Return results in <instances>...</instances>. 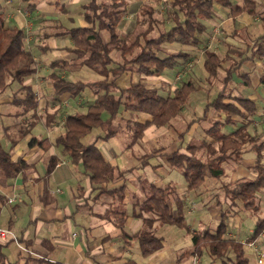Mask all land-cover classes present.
<instances>
[{
    "label": "crops",
    "instance_id": "obj_1",
    "mask_svg": "<svg viewBox=\"0 0 264 264\" xmlns=\"http://www.w3.org/2000/svg\"><path fill=\"white\" fill-rule=\"evenodd\" d=\"M88 1L36 0L34 6H28L26 0H0L5 25L17 26L23 30L24 47L32 52L35 59L36 71L33 75L25 77L24 83L30 84L37 94V112L40 117L29 132L21 137L16 136L17 141L11 145L10 139L4 133V126L8 128L9 133L17 134V131H14L15 126L12 124L19 121V116L14 115L15 111L11 110L13 106L11 101L15 94L13 91H17L19 84L16 83L12 90L0 92V142L9 152L11 159L21 157L30 164L25 170L0 182V226L9 230L7 239L13 238L2 248V251L6 254L8 261L18 260L19 264H22L23 257L27 253L45 256L49 260L62 264H221L219 259H212L207 249H203L199 256L192 255L190 253L192 249L190 233L205 229L214 230L220 217L221 208L226 210L230 203V199L224 195V189L223 193H219L215 187L220 188L222 186L223 188L225 184L238 177H253L254 172L251 166L255 159L254 152L249 149V144L246 147L245 144L240 161L229 167L231 172L228 173L227 161L223 162V173L219 177L207 176L198 188L190 190L187 189L184 177V180H180L178 177L170 176L171 166L165 157V153L168 154L176 150L186 152L185 145L188 142L196 143L200 140H209V136L204 132V129L209 125L208 119L223 118L224 114L211 108L206 117L201 118V115L206 102L212 100L218 90L209 100L200 93L199 87L189 94L191 97L192 93L196 92L197 95L193 99L200 106L202 112L197 117L186 119V121H182V118L180 120L179 117L181 116H176L177 114L176 117H172L170 121L175 123L177 121L185 122L183 129L175 126L179 128H174L176 134L166 131L164 129L166 125L151 123L143 129L140 138L129 144L130 133L126 125L123 129L119 127L118 121L123 120L125 122L126 118L131 117L139 122H144L150 120L151 115L141 111L131 113L120 107L119 116L121 118L118 116L113 120L117 127L116 133L103 139L101 137L102 130L96 127L82 136L81 141L83 143L94 142L112 165L125 170L121 179L108 183H91L82 164L72 162L70 156L63 152L61 145H50L47 149H43L38 145L29 146L27 144L28 139L33 135L39 138L47 137L53 142L54 138L64 131L63 122L66 115L73 111L85 113L87 106L95 98V94L89 87L75 96L70 95L67 91L55 95L51 82L45 83L41 80L43 74H46L51 81L48 76L51 72H56L58 75L71 80L77 74V65L79 71L83 66H86L80 63V59L76 58L75 52L72 50L73 41L70 35L63 34V31L67 28L86 24L82 13V4ZM127 1L147 3L155 7L151 1ZM233 2L240 4L241 1L233 0ZM214 9V15L211 18L202 20L206 26L202 34L205 35L204 37H210L209 32L215 29L214 35L220 37L218 42L224 46V49L210 47V45H205L204 41L200 54L198 53L195 57L189 54L188 59L190 61L185 62V64L197 60V64L199 63L198 65L205 73L206 79L208 74L203 68L204 54L202 49L214 50L219 57L228 52L229 58L222 63V67L218 68V71L222 69V75H219L220 82V78L226 72L224 67L231 61L248 56L251 50L250 45L257 36L264 32L261 19L264 14V0H256L254 14L242 12L233 16L229 9L220 5L215 6ZM125 18L129 19L126 15ZM257 19L261 20V33H256L258 32L255 29ZM132 21L127 20V22ZM103 31L105 30L100 31L101 36L107 40L108 36L106 38L102 33ZM199 39H201L200 36ZM51 51L58 54L53 59L45 60L38 56ZM114 52L116 53L115 58L112 57L119 61L120 53L113 51L112 55ZM184 52L189 53L190 51L185 50ZM237 53L241 55L238 56ZM55 59L65 60L66 63L51 67L50 62ZM180 60L176 66L167 68L158 75H144L136 72V79H140L147 86L157 87L163 95L172 94L173 89L179 85L174 81L179 78L176 76L178 75L177 66ZM239 70L249 73L251 84H243L242 80L233 74V81L231 79L229 84L230 93L233 96L247 97L256 103L257 110L249 116V124L258 125L263 121L261 120V108H264V83L260 81V76L264 73V58L245 59L242 61ZM124 74L125 72L122 75ZM34 75L42 76L36 79L30 78ZM122 75L116 82L120 86H127L132 80L124 82ZM235 79L238 81L237 83H234ZM166 84L171 88L170 93L161 91V87L166 86ZM242 85L246 90L244 93L241 91ZM220 86L221 82L219 88ZM225 101H230V99H225ZM182 108L183 106L179 111L180 113ZM46 112L51 114L54 112L52 125H46ZM107 115L106 112L102 113L103 118ZM20 117L21 121L25 122V116ZM191 120L193 122L188 125ZM242 121V119L237 118L235 123L224 124L221 130L224 133H230L237 129ZM185 128H187L186 131H183ZM247 129L250 132H264V128L252 130L251 127L247 126ZM199 130L202 132L200 136L198 135ZM167 138L169 142H165ZM147 144L150 145V148H147ZM158 148L162 152L150 157L148 163L142 165L140 156L151 149ZM50 155H56L58 161L50 174L45 176ZM144 179H146L147 188H144ZM122 182L124 189L123 197L120 200L105 192L106 188L117 186ZM168 183L174 184L175 192L182 197L185 204L184 227L160 223L156 220L153 223V228L155 234L161 237L162 245L149 255L144 256L139 250L138 243L134 240L125 241L121 231L127 234L134 233L141 226L142 217L149 216L146 212H143L142 216L135 215L138 211L135 202L144 197L148 185L165 186ZM256 196L260 204V211L258 212L260 215L257 214V217L263 218L264 189L257 191ZM8 198H12V201H8ZM173 203L174 201L171 200L169 204L175 211ZM226 203L228 204L226 205ZM232 207L234 208L233 213H235L236 206L233 205ZM107 209H117L125 213V220L121 227L104 215ZM237 214L239 213L236 212ZM252 214L249 216L252 224L245 233H242L243 230L241 232L242 216H237V220L230 224L232 219L228 215L225 236L243 242L244 253L249 264H264V233L255 239L262 252L260 263L257 262L258 255L247 244L257 219V217L254 219ZM236 215L234 216L236 217ZM9 219L12 220L10 225ZM210 226L213 229H210ZM186 228L190 233L186 232ZM0 242L4 241L0 240ZM12 246L15 247V252L13 259H10L8 250ZM246 247L251 251V258L246 252Z\"/></svg>",
    "mask_w": 264,
    "mask_h": 264
},
{
    "label": "trees",
    "instance_id": "obj_2",
    "mask_svg": "<svg viewBox=\"0 0 264 264\" xmlns=\"http://www.w3.org/2000/svg\"><path fill=\"white\" fill-rule=\"evenodd\" d=\"M28 6H34L36 0H26ZM167 4L166 18L172 22L168 27L161 26L163 21L155 16V7L141 2H128L127 0H89L82 4L85 25L67 28L63 34H69L74 47L76 58L80 63L93 69L101 78L93 81L68 80L56 72L48 76L51 79L53 93L58 95L69 92L75 96L86 87L91 88L95 98L90 103L86 112L73 111L66 115L63 126L64 131L58 134L51 142L47 137L39 138L31 136L27 144L38 145L47 149L50 145H61L63 152L70 156L74 163H81L91 183L101 184L111 182L123 177L124 169L112 165L101 153L94 142L83 143L81 137L93 128L99 127L106 139L117 131L113 120L119 116V108L122 107L131 113L146 112L151 119L139 122L133 118H126L125 125L130 133L129 144L135 142L143 134V129L148 124L169 125L174 117L188 100L189 94L198 88L188 79L181 82L173 89L172 94L163 95L157 87L147 86L140 79L132 80L127 86H120L116 81L126 71L133 69L138 74L158 75L167 68H173L178 60L187 58L188 54L182 50L168 52L163 56L158 54L163 51L164 43H179L184 46L198 45L199 36L205 31L203 19H209L214 15L215 5L229 9L233 16L242 12L254 14L256 0H240L235 4L233 0H164ZM134 13L135 19L127 22L125 15ZM143 17L144 28L134 31L135 23ZM264 30V14L261 16ZM124 30L121 35L120 30ZM108 33L104 40L100 31ZM24 32L17 26H6L4 14L0 3V92L10 81H17L19 87L13 95L11 104L16 108L14 115L25 116V122L17 129V134L8 132L4 126V133L13 145L17 138L29 132L39 120L37 112L38 97L32 86L24 83V78L35 73L36 62L32 52L24 47ZM248 56L231 61L224 67L225 75L220 78L221 86L215 97L206 102L201 118L207 116V112L213 108L223 112V118L208 119L209 125L204 132L209 140H200L196 143L188 142L185 145L186 152L173 151L165 157L171 167L179 170L183 175L187 189L198 188L207 176L219 177L223 173L222 163L232 159L238 163L242 156L243 146L249 144V149L255 154L254 163L251 166L253 177H238L223 186L224 195L230 199V203L240 202L241 207L253 214H258L260 204L257 199V191L264 189V132H250L247 129L249 116L257 110L256 103L241 95H231L230 81L236 74L245 85H250L248 72L240 71L243 60L253 57L264 58V32L257 36L250 45ZM118 51L121 61L111 66L114 58L111 53ZM204 54L203 68L207 72L206 80L216 77L218 68L229 58L228 52L222 57L214 50L202 49ZM240 56V53H237ZM65 60L55 59L50 62L54 67ZM9 78V80H7ZM264 83V73L260 76ZM117 92V93H115ZM21 93V94H19ZM230 99V101H225ZM108 115L102 117V113ZM46 125H52L54 112H46ZM120 117V116H119ZM121 118V117H120ZM237 118L244 120L242 124L230 133H224L221 129L226 123H235ZM191 120L190 123H192ZM185 128L183 131H186ZM13 135V136H12ZM162 151L160 148L151 149L142 156V165L148 163V159ZM58 161L56 155H50L45 176H48ZM30 164L21 157L11 159L9 152L0 142V182L5 178L14 176L25 170ZM45 189V186H44ZM124 183L105 189L107 194L121 199L123 197ZM174 201L175 211L169 204ZM137 212L142 216L143 212L149 214L142 217L141 226L132 234L121 231L125 241H136L142 255L146 256L161 247V237L156 235L153 223L173 224L184 227L185 204L175 192V186L168 183L165 186L148 185L143 198L135 202ZM104 215L114 224L122 226L125 220L123 211L107 209ZM228 213L221 208L220 217L213 231H204L191 234L192 255H200L203 249H207L212 259H219L221 264H249L244 253L243 242L239 239L225 236L227 230ZM12 220L9 219V225ZM264 219L257 217L249 240H255L262 230ZM8 225V226H9ZM13 238L0 242V264H19L18 260L8 261L2 248ZM248 240V241H249ZM230 255V256H229ZM22 264H62L52 261L45 256L27 253L23 257Z\"/></svg>",
    "mask_w": 264,
    "mask_h": 264
},
{
    "label": "rangeland",
    "instance_id": "obj_3",
    "mask_svg": "<svg viewBox=\"0 0 264 264\" xmlns=\"http://www.w3.org/2000/svg\"><path fill=\"white\" fill-rule=\"evenodd\" d=\"M145 1H151V3L155 6V10H156L155 11V16L163 21V24L161 26L166 28V27H168V26H170L172 24V22L166 18L167 4L165 3V1H163V0H145ZM215 6H219V5H215ZM126 16H127V18H129L127 20H134L135 19L134 18V14L128 13V14H126ZM140 18H141L140 22L139 23H135L136 25L134 26V31L141 30L145 26V23L143 21V17H140ZM255 29L258 31L256 33H261L262 32L261 20L257 21V25H256ZM120 32H121V35L124 34L123 29H121ZM102 33L107 38V36H108L107 31H103ZM214 34H215V29H212L209 32L210 37H207V36L204 37L205 35L201 34L200 35V37H201L200 40L201 41H200V43L198 45H195V46H192V45L184 46V45H181V44L175 43V42L174 43H164L163 44V51H159L158 54L160 56H163V55H165L168 52H176L178 50H182V51L189 50L190 52L187 53L188 56H189V54H192L195 57V55H197L198 53L200 54L201 47L204 44V41H205V45H210V47H213V48L214 47H219L220 49H224V46L221 43L218 42L220 37H218V35H214ZM115 54H116L115 52L113 53V55L111 53V55L114 58H115ZM57 55L58 54L56 52L51 51V52H48V53H45V54H40L38 56H40L41 59L49 60V59L55 58ZM119 61H121V57H120ZM119 61L114 59V62L111 64V66H115L116 62L118 63ZM187 61H190V59H188V57L187 58H181V60L179 61V64L177 66V73L179 74V78L176 81H174V82H177V84H180L181 82H183V81H185L187 79H191L199 87L198 89H200V93L204 97H206L207 100H209L210 98H212V96H214L216 91L219 89V85H220L219 75L220 76L222 75L221 74L222 73V69H219L216 77H210L209 80H206L205 79V75H204L205 73L201 69L200 65H198L199 63L197 64L198 61L196 60V61H193L190 64H185V62H187ZM41 70H43V69H41ZM40 76H42V75H34V76H31L30 78L36 79V78H40ZM122 77L124 78V82L131 81L133 79H136V72L133 69L128 70V72H125V74L122 75ZM97 78H101V76L97 72H95L94 70H92V69H90V68H88L86 66H83L81 71H79V67L77 65V74H75V76H73L71 78V80L88 81V80H94V79H97ZM7 80H9V78ZM41 80H43V82H45V83H50L51 82L47 78L46 74H43V78L41 77ZM41 80H39V82H42ZM232 81H233V79H232ZM34 82H36V81H34ZM235 82L237 83L238 81L235 79L234 83ZM16 83H18V82L9 80V83L7 84V86L1 92L4 93L5 91L7 92L9 90L14 89ZM244 89H245V87L242 85L241 86L242 93H244L246 91ZM161 91L163 93H170L171 92V88L168 86V84H166V86L164 85V86L161 87ZM249 91H251V89H249ZM16 92L17 91L14 90L13 94L16 93ZM19 94H21V93H19ZM195 95H197V94L194 91L192 93L191 97H189L188 100L183 104V108L181 110L182 112L181 113L180 112L177 113L176 116H178V115L181 116V117H179V119L182 118V121H186V119H190L192 117H197V115L202 112L201 109H200V106L197 105L195 103L196 101L193 99ZM16 108L17 107H15L13 105L11 107V110L15 111ZM179 119H177V120H179ZM261 120H263V121L260 122L258 125H255V124L251 123V125L248 124V126L251 127L252 130H260V129L264 128V108L263 107L261 108ZM124 123L125 122L123 120H119L118 121V126L123 129L124 126H125ZM22 124L23 123L21 121V117L19 116V121H15L12 124V126H15V130L14 131H17V129H19L22 126ZM175 126H178V127L183 129L184 126H185V122L177 121L175 123L173 121H170L169 125L164 126V129H166V131H168V132H171L172 134H176V132L174 130V128H176ZM37 128H36V131H37ZM176 129H179V128H176ZM198 135L199 136L202 135V132L200 130L198 131ZM187 137H190V136L187 135ZM187 137H186V139H188ZM165 142H169V139L168 138L165 139ZM149 146L150 145H148L147 148H150ZM246 146H248V144H246L245 147ZM226 164L225 165L228 167V173H229V172H231L229 167L230 166H234L235 162L233 160H231V159H228ZM170 169H171L170 176L178 177L180 180H184L183 176L181 175V173L178 170H176L174 168H171V167H170ZM143 177H144V175H143ZM144 181H143L144 188H147L146 179H144ZM215 189H218L219 193H221V192L223 193L222 186H220V188L215 187ZM227 204L228 203H226V205ZM233 205L236 206L235 213H233V211H234V208L232 207ZM224 206H225V204H224ZM226 211L229 213L228 215L231 216V219H232V220H230L231 221L230 224H232L235 220H237V216H242L241 217V221H242L241 232H242V230L244 231L242 233L247 232L248 228L252 224L251 218L249 217L250 214H252V213L250 211H247V212H249V213H247L246 210L241 207V204H240L239 201H237L236 203H233V204L229 203L227 205V207H226ZM236 212L239 213V214L236 215ZM240 213H241V215H240ZM234 215H236V217ZM252 215L254 216V219H256L257 214H252ZM258 215H260V213ZM199 229H201V228H199ZM210 229H213V228L210 226ZM8 251H9L10 259H13V254L15 252V247L12 246ZM246 252L249 255V257L251 258L252 257L251 251H249L247 249V247H246Z\"/></svg>",
    "mask_w": 264,
    "mask_h": 264
},
{
    "label": "built area",
    "instance_id": "obj_4",
    "mask_svg": "<svg viewBox=\"0 0 264 264\" xmlns=\"http://www.w3.org/2000/svg\"><path fill=\"white\" fill-rule=\"evenodd\" d=\"M176 77L178 78L179 74ZM8 201H12V198H8ZM263 219H264V217H263ZM263 233H264V224H263V227H262L260 234H263ZM8 234H9V230L6 227L0 226V240L1 241L7 240ZM247 244L253 249L255 254L258 255L257 262L260 263L262 261V252H261L259 246L256 244L255 240H249L247 242Z\"/></svg>",
    "mask_w": 264,
    "mask_h": 264
}]
</instances>
